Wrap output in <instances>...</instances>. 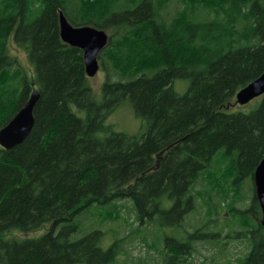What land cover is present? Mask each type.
Instances as JSON below:
<instances>
[{"label":"trees","instance_id":"obj_1","mask_svg":"<svg viewBox=\"0 0 264 264\" xmlns=\"http://www.w3.org/2000/svg\"><path fill=\"white\" fill-rule=\"evenodd\" d=\"M60 10L75 26L111 32L100 100L84 51L62 39ZM263 72L264 0H0V130L40 92L28 137L11 150L0 145V264H124L122 238L106 247L102 227L122 199L150 224L180 225L203 211L201 227L161 241L163 264H193L196 235L207 225L215 238L228 228L216 218L221 206L237 223L230 231L249 243L236 264H264L254 184L264 94L254 109L230 111ZM177 79L189 80L183 94ZM125 100L143 120L141 135L106 124ZM250 177L253 195L242 208ZM104 204L106 215L73 238L80 212Z\"/></svg>","mask_w":264,"mask_h":264},{"label":"rangeland","instance_id":"obj_2","mask_svg":"<svg viewBox=\"0 0 264 264\" xmlns=\"http://www.w3.org/2000/svg\"><path fill=\"white\" fill-rule=\"evenodd\" d=\"M110 34V30L107 31ZM11 50L15 54H18L22 62L26 65L29 64L26 54L18 49L13 44L11 45ZM107 75L106 71L100 67L99 71L91 77L92 86L94 90L95 97L100 100L102 99L101 86L106 81ZM175 89L183 94L186 92L189 86L188 79H177L174 83ZM260 98H255L245 105L236 104L230 111H250L257 106ZM237 103V101H236ZM106 124L110 125L114 130L125 132L131 135H141L144 131L143 120L138 117L131 103L125 100L121 103L107 118ZM104 134V133H102ZM243 195L246 199L238 204V206L245 208L250 204L249 195H253V179L246 178L244 180ZM219 198L222 204L228 203L231 198L227 196V192ZM119 205L118 210L120 211L117 216L112 217L111 221H103V229L107 231L105 246L113 240V237H120L123 240V244L127 250L126 255L120 257V263L124 264H163L161 249L163 244L161 241L165 237H173L176 239H183L188 236V233L194 228L202 226V222L205 220L203 216V211H190L188 216L180 225H171L168 223L164 224H150L141 222L137 219L134 210L132 209V204L127 199L118 200ZM105 206L92 207L80 212L77 219L81 222V227L79 232L74 234L73 238H79L86 234L89 230L92 222L96 219L99 221L103 216L106 215ZM220 215L216 217L221 226L224 223H228V228L222 231V233L215 238L218 230L215 225H207L206 229L199 232L196 235L195 251L192 259L190 260L193 264H236L237 259L243 257L249 251V243L246 239L241 238V236L235 235L231 232V229H236L237 223L235 219L227 214L226 206H221L218 208ZM228 216L227 219L225 216ZM217 216V215H215ZM110 218V217H109ZM191 226V227H190ZM48 227H44L36 231L35 236L40 235ZM210 233V235H208ZM212 233L214 234L212 236ZM234 234V235H233ZM211 237V238H209ZM204 240H211L212 243L204 242ZM215 240V241H214Z\"/></svg>","mask_w":264,"mask_h":264},{"label":"water","instance_id":"obj_3","mask_svg":"<svg viewBox=\"0 0 264 264\" xmlns=\"http://www.w3.org/2000/svg\"><path fill=\"white\" fill-rule=\"evenodd\" d=\"M60 32L62 39L84 51L86 70L89 77L94 76L100 69V55L107 46L110 35L106 30L92 26H75L63 10L59 12ZM264 94V72L255 80L238 91L236 101L245 105L253 99ZM40 98V92L35 88L29 100L18 113L0 130V145L8 150L21 144L31 133L34 124V108ZM254 184L260 202L264 225V158L259 163L254 173Z\"/></svg>","mask_w":264,"mask_h":264},{"label":"bare ground","instance_id":"obj_4","mask_svg":"<svg viewBox=\"0 0 264 264\" xmlns=\"http://www.w3.org/2000/svg\"><path fill=\"white\" fill-rule=\"evenodd\" d=\"M189 7V6H188ZM3 8V7H2Z\"/></svg>","mask_w":264,"mask_h":264},{"label":"flooded vegetation","instance_id":"obj_5","mask_svg":"<svg viewBox=\"0 0 264 264\" xmlns=\"http://www.w3.org/2000/svg\"><path fill=\"white\" fill-rule=\"evenodd\" d=\"M237 262H238V261H237ZM237 262H236V263H237Z\"/></svg>","mask_w":264,"mask_h":264}]
</instances>
